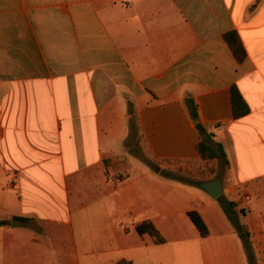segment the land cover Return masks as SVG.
<instances>
[{
  "label": "crops",
  "instance_id": "1",
  "mask_svg": "<svg viewBox=\"0 0 264 264\" xmlns=\"http://www.w3.org/2000/svg\"><path fill=\"white\" fill-rule=\"evenodd\" d=\"M197 124L248 248L213 178L161 175L201 161ZM0 221V264H264V0H0Z\"/></svg>",
  "mask_w": 264,
  "mask_h": 264
},
{
  "label": "trees",
  "instance_id": "2",
  "mask_svg": "<svg viewBox=\"0 0 264 264\" xmlns=\"http://www.w3.org/2000/svg\"><path fill=\"white\" fill-rule=\"evenodd\" d=\"M223 40L231 50L233 56L236 61L242 62L246 56L244 48L241 44V41L238 35L234 32L228 33L224 35ZM186 104L189 106L190 116L192 120H196L198 118L196 107L191 99L186 100ZM231 106L232 113L234 119H240L248 114V108L237 90V88L233 87L231 89ZM196 130L199 135V143L197 144V152L199 158L204 163H209L213 161H221L225 166L228 167V162L226 158V154L224 152L223 146L214 140V134L205 129L201 124L196 125ZM161 175L172 179L174 181L196 184L194 182H190L185 179L183 176L173 173L170 171H163ZM218 202L226 215L228 221L234 228L238 237L242 240L244 246L248 248V233L245 231L244 226H242L239 222V215L242 214V211L236 210V205L233 202L227 201L223 197L218 199ZM188 217L195 228L198 230L201 237H206L208 235L207 228L203 223L202 219L196 213H188ZM8 222L0 221V226L8 225ZM138 234H148L152 238H154L155 242L158 244H162L163 240L160 238L158 232L149 224L140 225L136 228ZM117 264H131L130 262H119Z\"/></svg>",
  "mask_w": 264,
  "mask_h": 264
},
{
  "label": "rangeland",
  "instance_id": "3",
  "mask_svg": "<svg viewBox=\"0 0 264 264\" xmlns=\"http://www.w3.org/2000/svg\"><path fill=\"white\" fill-rule=\"evenodd\" d=\"M170 171L183 176L190 182L198 183L201 180L214 179L224 176V166L222 162L203 163L201 161H186L170 163ZM221 167V168H220ZM237 210V209H236Z\"/></svg>",
  "mask_w": 264,
  "mask_h": 264
},
{
  "label": "water",
  "instance_id": "4",
  "mask_svg": "<svg viewBox=\"0 0 264 264\" xmlns=\"http://www.w3.org/2000/svg\"><path fill=\"white\" fill-rule=\"evenodd\" d=\"M195 123H198V120H196ZM198 187L213 200H218L220 197H222L224 193L222 183L219 178H215L211 181L199 183Z\"/></svg>",
  "mask_w": 264,
  "mask_h": 264
},
{
  "label": "built area",
  "instance_id": "5",
  "mask_svg": "<svg viewBox=\"0 0 264 264\" xmlns=\"http://www.w3.org/2000/svg\"><path fill=\"white\" fill-rule=\"evenodd\" d=\"M244 200H246V201H247V200H249V198H248V197H244Z\"/></svg>",
  "mask_w": 264,
  "mask_h": 264
}]
</instances>
